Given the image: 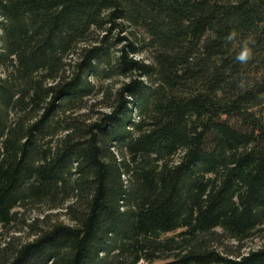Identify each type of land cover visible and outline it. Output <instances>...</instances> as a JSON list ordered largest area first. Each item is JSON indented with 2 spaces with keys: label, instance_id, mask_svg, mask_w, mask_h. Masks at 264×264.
<instances>
[{
  "label": "trees",
  "instance_id": "16d2710c",
  "mask_svg": "<svg viewBox=\"0 0 264 264\" xmlns=\"http://www.w3.org/2000/svg\"><path fill=\"white\" fill-rule=\"evenodd\" d=\"M0 231V264H264V0H0Z\"/></svg>",
  "mask_w": 264,
  "mask_h": 264
},
{
  "label": "rangeland",
  "instance_id": "374dc122",
  "mask_svg": "<svg viewBox=\"0 0 264 264\" xmlns=\"http://www.w3.org/2000/svg\"><path fill=\"white\" fill-rule=\"evenodd\" d=\"M55 214V213H54ZM58 215H62L61 213ZM39 216L38 213H33V214H27V219H31L32 221L36 219ZM41 216V215H40ZM42 217V216H41ZM61 220H65L64 216L59 217ZM16 231L18 233H13L12 235L15 237H19L21 242H27L33 239L32 233L29 232L26 228L23 227V225L20 223L19 225L15 226ZM6 232L0 231V244H3L6 240V236L4 235ZM230 245H235V242H231ZM264 245V233L260 234L258 238H256L254 241H249L243 245V253L248 254L251 251L258 250L260 247ZM147 264V263H143ZM154 264H166L164 261H158Z\"/></svg>",
  "mask_w": 264,
  "mask_h": 264
},
{
  "label": "clouds",
  "instance_id": "9594fccd",
  "mask_svg": "<svg viewBox=\"0 0 264 264\" xmlns=\"http://www.w3.org/2000/svg\"><path fill=\"white\" fill-rule=\"evenodd\" d=\"M235 38V33H232L228 36V40H233ZM251 57V50L248 48V46L245 44L240 52L238 53V55L236 56V60L244 63L247 62Z\"/></svg>",
  "mask_w": 264,
  "mask_h": 264
}]
</instances>
